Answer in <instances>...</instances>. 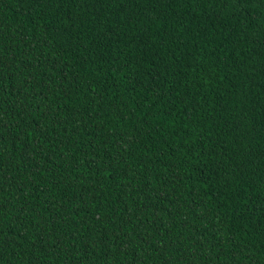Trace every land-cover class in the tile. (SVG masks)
<instances>
[{
    "label": "trees",
    "instance_id": "1",
    "mask_svg": "<svg viewBox=\"0 0 264 264\" xmlns=\"http://www.w3.org/2000/svg\"><path fill=\"white\" fill-rule=\"evenodd\" d=\"M0 264H264V0H0Z\"/></svg>",
    "mask_w": 264,
    "mask_h": 264
}]
</instances>
